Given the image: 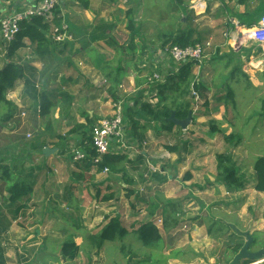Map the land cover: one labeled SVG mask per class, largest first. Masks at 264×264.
I'll return each instance as SVG.
<instances>
[{
  "label": "crops",
  "instance_id": "crops-1",
  "mask_svg": "<svg viewBox=\"0 0 264 264\" xmlns=\"http://www.w3.org/2000/svg\"><path fill=\"white\" fill-rule=\"evenodd\" d=\"M39 1L40 0H0V23L6 17L12 16L27 8L35 7ZM147 1H153L155 5L163 0H86L88 8H85L80 3L81 0H61L59 8L57 9L60 14H57L56 11V21L50 23L48 37L50 39L52 38L53 25H59L64 22L69 27V34L72 40L63 44H56L51 41L50 51L44 55L37 54L36 47L25 42L26 46L23 49L18 51L12 58H8L5 45L0 39V69L3 68L6 63L12 62L20 65L24 72V78L20 80L16 87L7 95L8 101L11 102L14 107L12 117L8 122H0V168L1 166L23 167L27 173L32 174L33 178L37 177L35 181V191L30 198L24 200L27 208L24 210V214L18 218L29 220V222L26 223L20 222L21 228L28 229V236H30L29 231L35 227V225L45 224L47 216L53 220L61 216L59 218L61 219L69 214L70 209L68 207L79 209V203L83 202V199L87 203V205H84L85 214L88 213V205L91 204L90 197L91 201L104 204L105 201H103V198L105 196H102L103 189L105 192L111 194L116 193L111 190L115 188V186L125 192H128L129 189L134 190V187H137L138 184L137 179L139 173V171H137L138 166L135 165H140L143 160H145L147 165L146 169L148 170L152 162V166H154L164 161L161 160V156L164 155L168 158L165 160L167 172L165 167H160L162 176H169V180L163 184L154 182L153 188L156 186H165L166 184H174L180 168L186 169L187 164L185 165V163H183L185 161L183 154L189 152L188 150L191 147V143L188 140L189 138L186 136V132L191 131L189 126L186 130L182 129L173 134L167 135L147 130L145 135L140 136L139 133L141 129H132L128 124L125 125V140L127 146L132 148V150L123 154V147L119 150V147L115 143L112 144L110 153L112 152V155L117 154V156L122 158H127L129 155V159L131 158V160L136 163L130 168L132 174L129 175L128 172H126L128 177L125 175L128 180H134V187H128L127 183H125L126 179H124V176L121 174H112L110 171L111 176L109 177V173L104 174L102 171H98V168L94 166L86 171L82 163L75 162L73 158L75 151H82L79 146L83 139L81 133L70 134V131L73 130L75 126L78 124H86L87 116L95 118L97 122H100L106 116H110L115 100H117L119 96H123V93L127 92L125 89L126 81H129L133 90L138 93L146 89H143L141 86L144 76H152L158 73L163 78L168 75V70L172 69L170 65L171 58L167 57L168 55L166 54V49L168 47L166 49H160L159 44L158 50L152 47V54L144 60L141 66V68H143L142 71H136L134 65H130V68L127 69H125L126 66L123 65V70L121 69L120 73H117L118 65L115 60L119 58L117 56L116 46L118 38L114 31L121 26L123 29H127L129 19L127 14L129 12H133L134 15L132 18L135 24H141V28L143 29L145 23H138L136 21V15L140 14L146 8ZM181 1L195 16L194 27L197 29L202 43L206 44L211 42L215 45V48H211L212 55L215 57L202 63H195L192 66L191 71L194 76L195 88L197 89L193 90L189 97L195 102L191 125L198 122H207L209 125L210 123H215L216 126L220 128L219 124H221L222 121L224 123L232 122L233 132H231V130L226 132L219 129V134L221 136L223 135L224 139L225 136H230L233 133L236 134V131L238 132L240 129L245 131V127H247L248 124H242V121L246 122L245 120H249L254 122L259 120L258 126L264 125V101L260 98L254 100L255 95H264V67H260L263 60L261 56H254L253 49L250 48L252 43H254L250 34L258 24L251 29H247L240 26L238 20V17L243 16L247 10L253 12L261 10V14H264V0H249L244 5L239 4V0H214L208 3L207 9L202 15L197 14L192 9L193 5L198 0ZM169 4L174 6V8L176 7L175 3L171 0H169ZM116 9H120L119 14H106L105 12L99 14V11L102 12L107 10L113 12ZM107 15L110 17V22L107 20ZM114 16H119L121 19L113 20ZM183 20L186 23L187 17ZM111 23L114 24L112 25ZM130 36L131 35L128 37V41ZM158 36L160 37L159 34ZM140 41H143V39L139 37L135 39L136 43ZM228 45L233 47L234 52L225 51ZM215 49L216 51H214ZM110 61V65H106V62ZM233 63L235 64L234 67H232ZM115 64L117 66H115ZM173 66L174 69H176L178 65L174 64ZM107 71L109 73H114L115 77L107 78L103 74V72ZM126 73H132V79L127 77ZM138 74H140L139 77L137 76ZM109 83L110 86H107ZM239 89L243 92V97L240 100L244 102L247 100V102L241 106L238 103L240 100L236 99V102L229 101L228 106L224 98L227 90L236 92ZM215 90L216 92L220 91V93L224 92L225 94L215 96L216 92L213 94ZM62 93L68 94L74 99L72 105L68 108L62 102V97L60 98V94ZM193 93H195L196 96H194ZM153 94L155 98L157 94L156 91L146 93L147 96H152ZM44 95H46L53 104L51 113L45 116L42 115L41 108V100ZM154 100L156 102H153H158L157 99ZM200 100H204V107L201 106ZM257 103L260 104L263 114H259L257 107L254 106L257 105ZM8 113L9 110L7 108H3L1 111L3 117L9 115ZM259 115L261 116L258 118ZM192 131L193 134L190 132V136H195L203 140L205 139L208 149H212V147H208V145L212 146L219 137L218 133L213 134L211 132V127L208 132L205 126L196 127ZM221 131L223 132L220 133ZM137 134L140 136V139L137 138ZM236 135H240V137L236 139L235 143L239 142L237 144H240L242 142L241 134L238 133ZM257 135L258 133L256 136ZM148 137L152 138V141L149 143H147L146 140ZM63 139H65V141H63ZM262 141H264V139H262ZM32 142H34V144H31ZM224 142L227 143V146L230 148V144L232 143L227 141ZM68 143L69 145L66 146ZM136 145L140 148L143 147V152L134 158L135 153H138L136 148L133 147ZM167 146H176L177 150L175 152H169L166 149ZM217 147L220 149L218 145ZM48 148L56 149V152L49 157L44 154V150ZM229 148L227 149L225 146L223 151L226 152H220V154H231L233 153L232 151L235 152V150H230ZM212 151L213 150H211V152ZM252 152L255 156L262 155L264 153V147L255 145ZM130 153L133 154L130 155ZM204 153H208L207 149H205ZM177 160H179V162H176ZM216 166L215 160V169ZM134 170L136 171L133 172ZM81 175L85 176V179L78 180ZM208 178V183L211 184L210 187L204 188V190L199 191L196 195L203 197L201 195L206 193L210 188L219 189L220 191L223 190L226 195L228 194L226 186H218L215 184L212 177L208 176ZM203 179L206 180L205 177ZM183 183H197V174L193 172L191 179H184ZM198 185L202 188L205 187V183L202 182ZM149 187L150 185L148 188ZM253 191L258 193L255 189V183L253 184ZM98 193L101 194L100 198H97ZM136 194L138 195V192H135V195ZM258 194L264 196V194ZM216 197L217 195H215L214 198ZM172 199H176V197L174 196ZM0 201L3 205L2 207L7 210V207L4 206L6 201L2 200L1 197ZM36 201H41L45 205H49L46 206L43 212L35 214L37 206L35 204ZM63 207L68 208V210L64 212ZM96 208L99 207L96 206ZM0 213V218H7L6 213L3 211ZM36 215L39 217L35 219ZM10 216V221L4 220L0 225V242H3V244L0 243V246L4 249H6V246L7 248L13 247L14 245L18 247L16 242H12V246H10V237L16 234H22L21 232L23 231V229L19 231L11 227L12 220L15 219L11 213ZM157 219L160 218L157 217ZM261 224H264V220L258 222L256 231L262 233L264 232V226L260 227ZM233 225L243 231L237 224ZM202 228L203 227H195L189 230L190 235L188 243H185V246H190L191 249H194L196 252L199 251V241L197 242L198 244L190 242L197 239L195 237H197L198 233H204ZM203 230L207 237V229L204 227ZM42 231L43 230L38 229L33 231L34 241L35 238L39 240L37 245L42 241H44L43 243L47 242V238H42ZM49 231V233H56L53 228L49 229ZM233 233L231 235V240L236 241V243L232 246H226L227 248L223 250L222 254L224 251L231 252V249L237 244H243L244 247L245 243H242L241 240L245 237ZM251 235L254 237L252 233ZM70 236L71 233H69L66 238ZM74 241L77 246L82 249L83 240L75 239ZM43 243L39 249H44V251L51 250V255L47 259L39 255L37 264H58L59 259L63 262L62 256H60L59 259L56 258L53 262H49L53 254L57 251V248L62 246L61 241L57 245L55 244L56 246L54 247L50 245L51 248H46V246H43ZM219 244L220 247H224L223 244ZM176 245L177 244H175V246ZM253 248V252L261 250L258 249V245ZM175 249L178 250L179 248ZM13 250L15 251L14 247ZM174 253V255L179 256L181 252L178 250ZM14 255L15 259L10 260L11 256L7 252L6 256L8 258H6V264H24V259L21 257L19 259L17 254ZM54 257L51 260H53ZM210 261H212L213 264L215 263V260L211 259ZM65 262L68 263L72 261ZM218 263L222 264L221 262ZM230 263L227 262V264Z\"/></svg>",
  "mask_w": 264,
  "mask_h": 264
},
{
  "label": "rangeland",
  "instance_id": "rangeland-1",
  "mask_svg": "<svg viewBox=\"0 0 264 264\" xmlns=\"http://www.w3.org/2000/svg\"><path fill=\"white\" fill-rule=\"evenodd\" d=\"M176 9V7L174 8V6L169 4V0H163L162 2H158V4L155 5L153 4V1H147L146 8L140 14L136 15V21L138 23H145V27H143V29L141 28L143 31L141 37L145 39L147 43H151L154 46L155 50H158L160 44V38L158 36V34L160 35V31H164L165 29L166 33H169L178 26L179 21H177L176 19ZM119 10L120 9H116L113 12L107 10L102 12L99 11V14L103 12H105L106 14H119ZM119 19H121L119 16L113 17V20ZM107 20L110 22V17L108 15ZM111 24L113 25L114 23ZM114 33L116 34V37L121 43H124L130 34L128 33L127 29H123L122 26L115 29ZM210 43L211 42H208L206 44ZM212 46L213 48H215V45L212 44ZM250 48L254 49L255 44L252 43ZM225 51L234 52V49L233 47L228 45ZM212 57L215 56L212 55V50L209 48L206 51L205 58L199 63L211 59ZM234 65L235 64L233 63L232 67H234ZM115 66L117 65L115 64ZM179 66L180 65H178L175 69V73H178ZM127 68H130V66L125 67V69ZM126 74L127 77L132 79V73ZM109 76V78H114L115 74L111 73L109 74ZM166 76L161 78V84L167 83L168 79L166 78ZM143 79L144 80H142L143 82L141 83V86L144 89L150 82L146 81V78ZM107 86H110V83ZM125 87L127 92L123 93V96H119L117 98V101L123 100L124 102H126L129 98L134 97L137 94V92H135V90H133V88L131 87L129 81H126ZM215 92L216 90L213 91V94ZM222 94L225 93H220V91H217L215 96ZM242 97L243 92L240 89L236 92L233 90H227L226 94L224 95L225 101L227 103L229 101L236 102V99L240 100L242 99ZM254 97V100L260 98L262 101H264V95H255ZM203 101L204 100H200V104L202 107H204L203 105H205ZM246 102L247 100L245 102L243 100L238 101L241 106L244 105ZM254 106L257 107V111L259 112V114H263L262 108H260V104L257 103V105ZM260 116L261 115H259L258 118ZM245 121L246 122L242 121V124H248L247 127H245V131H243L242 129H240L238 132L236 131V134H241L242 142L240 144L234 142L230 144V148L227 146V143L224 142L225 139L223 138V135L221 136L219 134V129H222L226 132H229L231 130V132H233L231 125L232 122L224 123L222 121L221 124H219L220 128H218L215 123H210V125L207 122H198L194 125L190 124L189 127L191 131H187L186 136L187 138H189L188 140L191 143V147L188 150L189 152L183 154V158L185 159L183 163H185V165L187 164V167L186 169H183L182 167L180 168V171L177 173L176 182H174V184L172 185L166 184L165 186H156L155 188H153L154 182H149L148 177H150V173L146 169L147 165L145 163V160H143L140 165H135L138 166L137 171H139V173L137 179V187H134V185L133 187L134 192H138V195L136 194L134 196H130L128 195L129 192H125L115 186V188L111 189L113 192H116L114 193L115 200H112L111 202H105L104 204H99L96 201H91L90 197L91 204L88 205V213L85 214L84 205H87V203L83 199V202H80L79 206L76 205L79 209L75 207H68L70 209L69 214L62 217L61 219H59L61 216L55 220L48 218L47 216L44 225H35V227H33L29 231L30 236L27 235L28 229H23L21 228L22 226L20 227V222L26 223L29 222V220H12L11 227L19 231L23 229V231L21 232L22 234H16L13 237H10V246H12V242H16V245H18V247H15V245L13 246L16 251L15 252L13 250V247L7 248L6 246L5 256L8 252V254L11 256L10 260H13L15 259L14 254H17L19 259L21 257L25 260L24 264H37L39 255H41L42 257L44 256V258L47 259L51 255V250L44 251V249H39V247L44 241L40 242L39 245H37L39 242L38 239L35 238L34 241L33 231L35 229H38L43 230L42 238H47V242L43 243V246H46V248H51V246L54 247L58 243H60V241L62 242L61 244H64L65 241L71 239L73 236L74 240H83V251L80 252V255L73 262L66 263L65 259H63V262H61L59 257L62 255V246L57 248V251L53 254V257L55 256L54 259L51 260L53 258L52 257L49 262H53L56 258H58V264H213V262L210 261L211 259L215 260L214 264H219L218 262H221L222 264H227V262H229L232 258V253L224 251V253L222 254V252L224 249L227 248L226 246H232L236 243V241L231 240V235L233 232L226 231L223 235H218L215 229L214 232L212 231L213 236H210L208 225L212 222H215V228L221 222H224L226 224H237L243 229L242 232H250V234L252 233L253 236L257 238L259 243H264V232L261 233L256 231V228L258 227V222H260V220H264V196L259 195L258 193H255L253 191V184L255 183L253 163L257 157L263 156L264 153L262 155L255 156L252 152L253 147L255 145H260L264 147V141H262V139H264V125L258 126L259 120L254 122H251L249 120ZM203 126H205V128L207 129V132L209 131L210 127L211 131H213V127H216L217 133L219 134V137L215 141V143L212 146L208 145V147H212V149L207 148V143L205 139L203 140L195 136H190V132H192L193 134V129H195L196 127ZM257 133L258 135L256 136ZM146 140L147 143H149L152 141V138L148 137ZM125 142L126 140L123 142V144H117L119 150L122 146H124ZM217 145L220 147V149L217 147ZM225 146L227 147V149L229 148L230 150H235V152L232 151L233 153H231V155L234 163L247 180L246 188L240 192H230L229 189L226 188L228 192L227 195L223 190L220 191L219 189L210 188L209 190H207L206 193L201 195L203 197H199L196 194H198L199 191L204 190V188L210 187L211 185L210 183H208V176L212 177L215 182V160L217 155L220 154V152H226L223 151ZM133 147H135L138 151V153H135L134 155L135 158V156L143 152V147L140 148L138 145ZM122 149L123 154H126L132 150V148L125 149V147H123ZM205 149H207L208 153H204ZM211 150L213 151L211 152ZM131 154L133 153H130V155ZM110 155L117 156V154L112 155V152L110 153ZM167 159L168 158L166 156H161V160L164 161H161L159 162V164L154 166H157L160 169V166H163L166 169L165 160ZM176 162H179V160H177ZM122 164L125 175L126 172H128L129 175L132 174L130 168L136 163L132 161L131 158L129 159V155L127 156V158L124 159ZM135 171L136 170H134L133 172ZM193 172L197 174V183H183L186 176H193ZM110 176L111 173L109 171V177ZM204 177L206 178V180L203 179ZM200 182L205 183V187L202 188L201 186H199L198 184ZM215 184L217 183L215 182ZM149 185L150 187L148 188ZM218 186L223 187L222 185ZM110 194L111 193L109 192H105L104 189L102 190V196H109ZM215 195H217L216 198H214ZM174 196L176 197V199H172ZM159 202H161L162 204L168 202L177 203L176 205H174V207H168V211L176 216V224L172 223L171 221L166 229L164 218L158 216V218L160 219H155L154 224L159 229L162 242L156 247H144L143 244L138 240L137 236L134 235V232L137 230V224L139 222L150 221L148 220L149 204H155ZM35 204L37 205L35 214H39L38 212H43L46 206L49 205H45L41 201H36ZM2 206V203H0V212L3 211L4 213H6L7 218H0V225L4 222V220H11L9 210L4 209ZM96 206H98L99 208H96ZM63 208L64 212L68 210V208ZM117 216L120 218L122 226L128 230L129 234L123 240H117L113 243H107L105 248L101 251L100 255L97 256L85 246V239L90 234L100 232L101 228L105 226L106 223L108 224L112 219H115ZM37 217L39 216L36 215L35 219ZM75 220L78 221L75 222ZM74 223H76L75 226H73ZM263 226L264 224L260 225V227ZM195 227H205L207 229V237L206 234H204L205 231L202 228V231L204 233H198L197 237H195L197 239L190 242L197 243L199 241L200 246L198 248V252H196L194 249H191V247L188 245L185 246V243H188L190 235L189 230L191 228L194 229ZM52 228L55 230L56 233H49V229ZM69 233H71V236L66 238ZM241 242L246 243V238H242ZM0 243L3 244L2 241ZM219 243L223 244L224 247H220ZM175 244L177 245L175 246ZM260 247L261 245H259V248ZM175 248H179L178 250H180L181 252L179 256L174 255V252L178 251ZM252 249L254 248H251V250ZM6 258L8 257L6 256Z\"/></svg>",
  "mask_w": 264,
  "mask_h": 264
},
{
  "label": "trees",
  "instance_id": "trees-1",
  "mask_svg": "<svg viewBox=\"0 0 264 264\" xmlns=\"http://www.w3.org/2000/svg\"><path fill=\"white\" fill-rule=\"evenodd\" d=\"M176 6V19L179 21L178 26L171 32L166 33V30L160 31V49H166L171 47H181L187 48L195 46L197 44H202V39L198 35L197 29H195V16L192 12L184 6L181 0H171ZM249 0H239L238 3L244 5ZM85 8H88L86 0H81L80 2ZM59 8V7H58ZM57 8V9H58ZM57 11V10H56ZM60 14L57 11V14ZM262 11H250L247 10L243 16H239V24L242 27L251 29L256 26L260 21L263 14ZM133 12L127 14L128 23L127 31L130 33V39L128 38L126 42L121 43L119 40L116 43L117 46V56L118 59L115 60L118 65L117 73L123 70L124 66L134 65L136 71H142L143 62L149 55L152 54L151 43H147L145 39L141 37V24H135L132 18ZM187 17V22H184V18ZM50 31V23L46 22L41 18H33L30 21L23 22L21 25V32L18 34L15 41L8 45L6 48V55L8 58H12L18 51L26 46L25 42L36 47L37 54H47L50 51V43L53 42L52 38L48 37ZM129 37V36H128ZM139 37L143 39L138 43L135 39ZM54 43V42H53ZM167 48V49H168ZM168 55V54H167ZM167 57L170 58V55ZM114 61V60H113ZM171 59L172 69L168 70V75L166 76L167 83L161 84L158 82L148 83L145 90L138 92L134 97L129 98L125 103V125L128 124L132 129H141L139 133L140 136L145 135L147 130H152L161 134H173L182 128L176 126L174 123L169 121L172 112L176 113V118L179 120H184L188 117L189 112H194L195 102L189 97L195 88L194 76L192 74V66L196 62L184 63L179 66L178 73H175L174 64L175 62ZM110 62H106V65H110ZM104 70V69H103ZM108 72V71H107ZM103 72V74L109 78V74ZM164 75V73H163ZM138 77L140 74L137 75ZM143 77V76H142ZM148 76H144L147 78ZM24 78L23 68L15 63L8 62L0 69V122H8L12 117V112L14 111L13 104L8 101L7 95L12 91L17 83ZM147 81V79H146ZM156 91L157 94L152 96H147L146 93ZM231 94V93H230ZM62 97V102L66 107H70L74 99L68 94H60ZM229 98V96H228ZM157 99V103L153 102ZM117 101V100H116ZM55 106V105H54ZM53 104L47 98L46 95L42 97L41 108L42 115H49L51 113V108ZM3 108L9 110V115L3 117L1 111ZM97 120L95 118L86 117V124H78L70 134L81 133L83 139L79 146L82 151L87 153V157L82 161V166L86 171L93 167V161L96 157V150L93 146L92 132L94 127L97 125ZM211 131L213 134L217 133L216 127H213ZM221 131L220 133H222ZM137 134V138L140 136ZM240 135L231 134L230 136H225V141L229 143H234ZM65 141V139H63ZM239 143V142H237ZM31 144H34L32 142ZM69 145L66 144V146ZM167 151L175 152L177 147H166ZM125 158L119 156H111L110 154L105 158L102 165L99 166L98 171L104 170V168H109L113 173L121 174L126 179L128 187H132L135 182L134 180H128L125 176L123 170V161ZM216 178L215 182L218 185L226 186L231 192L243 191L247 186V180L245 176L241 173L239 168L233 161L231 154H219L216 157ZM253 171L255 174V189L258 193L264 194V155L259 156L255 159L253 163ZM31 173H27L23 167H10L1 166L0 168V197L5 200L4 206L7 207L9 212L12 214L15 220L24 214L27 206L24 202L25 199L31 197L35 191V181ZM85 179V176H80L78 180ZM186 180L191 179V175L185 177ZM169 180V176H162V173L150 174L149 182L156 183H166ZM128 195H135L134 190H128ZM101 194H97V198H100ZM115 199L114 194L105 196L103 201L108 202ZM177 203L168 202L165 204L151 203L149 204V219L147 222H139L137 230L134 235L137 236L138 240L143 244L144 247H156L161 244L162 238L160 236L159 229L154 224L155 219L158 216L164 218L165 227L167 229L168 224H176V216L168 211V207H174ZM78 220H75L77 222ZM76 223L73 224L75 226ZM215 222L208 225L209 235L213 236L212 233L216 229V233L223 235L226 231H232L229 224L221 222L215 228ZM24 227V225H23ZM214 229V230H213ZM213 231V232H212ZM233 232V231H232ZM128 230L124 228L121 224L120 218L117 216L112 219L108 224L101 228V231L95 234H90L85 239V246L92 252L99 256L100 252L106 246L107 243H113L117 240H123L128 235ZM235 234V233H234ZM254 242L251 248L256 247V245H261L259 249H264V243H259L256 237H253ZM243 248V244H237L231 249L232 258L228 262L230 263L234 256H236L240 250ZM83 249L78 247L74 241V238L67 240L62 244V258L65 261H74L82 252ZM5 249L0 246V264H6ZM253 261H243L241 264H253Z\"/></svg>",
  "mask_w": 264,
  "mask_h": 264
},
{
  "label": "built area",
  "instance_id": "built-area-1",
  "mask_svg": "<svg viewBox=\"0 0 264 264\" xmlns=\"http://www.w3.org/2000/svg\"><path fill=\"white\" fill-rule=\"evenodd\" d=\"M61 0H40L35 7L27 8L21 12L15 13L12 16L4 18L0 23V39L5 45V51L8 45L12 44L21 32L23 22L30 21L33 18H41L46 22L53 23L56 21V10L60 5ZM214 0H198L192 9L199 15L205 13L209 2ZM52 40L56 44H63L72 40L69 34V27L62 22L59 25L52 26ZM251 39L255 44L253 49L254 56H261L263 62L260 67H264V14L261 17L258 25L250 34ZM212 44H197L195 46L181 48L178 46L166 49V54L176 63L181 65L190 62H201L205 58L206 51L212 48ZM216 51V49L214 50ZM261 60V61H262ZM162 76L158 73L148 76L146 79L150 83L160 82ZM196 96L195 93H193ZM125 102L118 100L113 103L112 114L105 117L94 127L92 132L93 146L96 150V157L93 161L95 168H99L103 164L105 158L110 154L112 144H123L125 141ZM125 149H130L127 143H124ZM87 157L85 151H75L74 161L82 163ZM109 168H104L103 173H109ZM148 171L150 174L162 173L157 166L149 165Z\"/></svg>",
  "mask_w": 264,
  "mask_h": 264
},
{
  "label": "water",
  "instance_id": "water-1",
  "mask_svg": "<svg viewBox=\"0 0 264 264\" xmlns=\"http://www.w3.org/2000/svg\"><path fill=\"white\" fill-rule=\"evenodd\" d=\"M169 121L174 123L176 126L186 130L188 126L193 121V112H189L188 117L184 120H179L176 118V113L172 112ZM56 149H45L44 154L49 157L51 154H54ZM231 230L237 234L238 236H242L246 238V243L244 247L240 250V252L234 257L233 261L230 264H241L243 261H253V264L264 263V249L253 252L251 250V245L254 242V239L250 232H242L237 226L233 224H229Z\"/></svg>",
  "mask_w": 264,
  "mask_h": 264
}]
</instances>
